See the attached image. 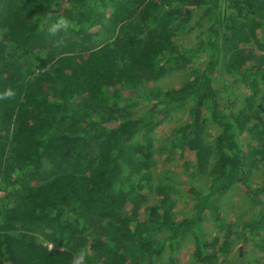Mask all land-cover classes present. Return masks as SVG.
Instances as JSON below:
<instances>
[{
	"label": "trees",
	"instance_id": "1",
	"mask_svg": "<svg viewBox=\"0 0 264 264\" xmlns=\"http://www.w3.org/2000/svg\"><path fill=\"white\" fill-rule=\"evenodd\" d=\"M48 13L49 23L63 16L72 27L54 36L47 24L41 31ZM173 21L202 24L204 37L193 46L176 43ZM241 38L263 54L241 46ZM201 55L202 70L180 87L146 88ZM218 67L233 77L230 86L247 89L240 108L228 94L221 110ZM7 89L15 95L0 99V264H72L79 252L84 264H158L165 254L167 264H184L176 255L185 240L194 264L217 255L222 264H244L243 252L228 259L237 243L264 249V155L255 183L254 156L239 142L258 120L252 131L264 154V0H0V94ZM186 103L188 119L171 147L190 152L187 169L208 174L209 183L157 186L158 204L139 216L153 132ZM43 158L50 180L40 172ZM235 186L254 213L233 225L222 220L220 205ZM179 197L190 204L181 217ZM207 216L215 240L204 230Z\"/></svg>",
	"mask_w": 264,
	"mask_h": 264
},
{
	"label": "rangeland",
	"instance_id": "2",
	"mask_svg": "<svg viewBox=\"0 0 264 264\" xmlns=\"http://www.w3.org/2000/svg\"><path fill=\"white\" fill-rule=\"evenodd\" d=\"M197 14L195 19L197 18ZM202 25V24H201ZM196 25L193 29L188 27H181L177 22H170L169 26L173 28L175 32L172 33L173 40L176 43L184 44L186 46H193L197 44L199 36H202L203 25ZM260 28H258L259 32ZM244 38L240 39L241 46L254 50L258 55L263 53L257 50V47L251 41H244ZM205 55V54H204ZM204 55L197 57L190 61L188 64L181 63L178 65L167 68L163 74L157 77L155 80L147 81L146 88L157 87L162 90L171 88H178L183 85L194 72L201 71L205 64ZM233 77L228 75L222 68L216 70L214 76V86L217 91V102L222 111L228 109V101L226 97L228 94L233 97L232 100L236 103L237 107H241L244 104L243 97L247 95V89L243 85L230 86ZM126 117V116H125ZM188 119V104L183 107H179L172 112L167 119L163 121L161 125L155 128L153 132V144L155 153L153 160L148 169L142 174L140 180L141 193L144 196L143 204L141 200L139 202L136 214L143 216V206L156 205L159 202V196H156L155 189L157 186L176 185L180 188H187L190 186L202 189L209 183V175L195 176L186 167V163L191 161V153L186 151L182 152L178 149L171 147L173 132L176 128L186 123ZM259 124L258 120H251L247 129L243 134H239V142L242 144L245 152H251L254 156V168H253V181L255 183H261L263 179L262 174V160L263 152H260V145L257 144L252 128ZM259 129L263 131L264 127L259 126ZM216 136V131L212 129L209 133L208 140L212 142ZM261 160V161H260ZM45 163V158L42 159V164ZM0 193H1V176L3 170V161L0 162ZM40 168V172L46 174L47 179H52L48 171H46L45 164ZM43 168V169H42ZM52 172V169L49 170ZM142 204V205H141ZM132 208L135 209L132 204L126 207L127 213H132ZM190 204L189 199L186 197H179L175 202V211L179 217L189 213ZM221 217L227 224H237L242 220H247L253 215V208L250 200L247 198L244 190L240 187H233L228 194L222 199L221 205ZM105 224V222L103 223ZM204 230L207 236L211 240L218 238V229L214 225L213 221L207 216L203 223ZM49 247H52L51 245ZM243 252V263L258 264L259 260L264 258V249L258 248L253 242H247L245 244H236L233 248L229 260L235 261L237 254ZM178 259L184 264H194L193 250L189 240H185L183 246L179 249V253L176 255ZM167 255L165 254L158 264H167ZM210 264H222V260L217 256L214 257Z\"/></svg>",
	"mask_w": 264,
	"mask_h": 264
},
{
	"label": "clouds",
	"instance_id": "3",
	"mask_svg": "<svg viewBox=\"0 0 264 264\" xmlns=\"http://www.w3.org/2000/svg\"><path fill=\"white\" fill-rule=\"evenodd\" d=\"M53 20V16L51 13H48L44 19L41 21L40 27L41 31L44 30V25H48L47 31L50 35H56L61 29H68L72 27L71 22L63 16H60L55 20L54 23H49L50 21ZM63 41L61 40L58 42L55 46L59 47L60 44H62ZM15 93L13 92L12 89H7L4 93L0 94V99H10L14 97ZM85 260V254L84 252H79L76 255H74L72 264H84Z\"/></svg>",
	"mask_w": 264,
	"mask_h": 264
}]
</instances>
